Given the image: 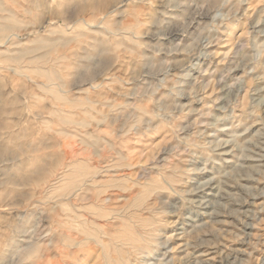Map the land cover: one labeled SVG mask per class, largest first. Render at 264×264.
Wrapping results in <instances>:
<instances>
[{"label":"rangeland","instance_id":"374dc122","mask_svg":"<svg viewBox=\"0 0 264 264\" xmlns=\"http://www.w3.org/2000/svg\"><path fill=\"white\" fill-rule=\"evenodd\" d=\"M0 264H264V0H0Z\"/></svg>","mask_w":264,"mask_h":264}]
</instances>
